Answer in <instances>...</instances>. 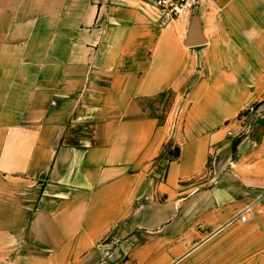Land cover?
<instances>
[{
	"label": "crops",
	"instance_id": "obj_1",
	"mask_svg": "<svg viewBox=\"0 0 264 264\" xmlns=\"http://www.w3.org/2000/svg\"><path fill=\"white\" fill-rule=\"evenodd\" d=\"M148 1L0 0V264H264V109L228 134L264 90L261 13L219 0L188 47L194 18Z\"/></svg>",
	"mask_w": 264,
	"mask_h": 264
},
{
	"label": "rangeland",
	"instance_id": "obj_2",
	"mask_svg": "<svg viewBox=\"0 0 264 264\" xmlns=\"http://www.w3.org/2000/svg\"><path fill=\"white\" fill-rule=\"evenodd\" d=\"M215 1H216L215 4L210 3L206 6L205 12L206 11L210 12V10L214 7H215V10L218 11V13L223 12V11H220V9L222 10V8L220 6L219 0H215ZM250 1L252 3V6H254L252 8L255 9L253 10V12L255 14L257 13L262 14V15L260 14L258 18V22L256 23L264 25V0H250ZM255 101L256 102L253 104L250 110L244 112L240 116V121L242 120L244 121L241 122L240 124L237 121H235V123L238 124V128L235 131H229L228 133L229 136L233 135V137L236 138L235 143L237 141H240L244 136L248 135V133L250 132L252 124H253L252 119H251L252 117L250 118V115L252 114L254 115V112L261 110L262 108L264 109V90L262 91V93L256 96ZM181 102H182V97H179L176 93H168L164 96L158 97L157 99H152L148 101L147 102L148 107H145V108H146V112L150 116L157 118L160 124H164L172 120V113L174 109L177 112V115L173 117V120L174 119L176 120L179 118V115H180L179 105ZM167 153L171 157H174L178 153V148L168 147Z\"/></svg>",
	"mask_w": 264,
	"mask_h": 264
},
{
	"label": "built area",
	"instance_id": "obj_3",
	"mask_svg": "<svg viewBox=\"0 0 264 264\" xmlns=\"http://www.w3.org/2000/svg\"><path fill=\"white\" fill-rule=\"evenodd\" d=\"M215 2V0H150L147 2V10L156 24L166 27L185 17L189 19L197 17L205 11L208 4ZM252 211L253 206L246 207L239 215L240 221L246 223Z\"/></svg>",
	"mask_w": 264,
	"mask_h": 264
},
{
	"label": "water",
	"instance_id": "obj_4",
	"mask_svg": "<svg viewBox=\"0 0 264 264\" xmlns=\"http://www.w3.org/2000/svg\"><path fill=\"white\" fill-rule=\"evenodd\" d=\"M205 43L206 41L203 37L199 18L195 17L193 19L192 27L190 29L187 46L188 47H198V46L204 45Z\"/></svg>",
	"mask_w": 264,
	"mask_h": 264
},
{
	"label": "trees",
	"instance_id": "obj_5",
	"mask_svg": "<svg viewBox=\"0 0 264 264\" xmlns=\"http://www.w3.org/2000/svg\"><path fill=\"white\" fill-rule=\"evenodd\" d=\"M180 157V149H178V153L174 156V158Z\"/></svg>",
	"mask_w": 264,
	"mask_h": 264
}]
</instances>
